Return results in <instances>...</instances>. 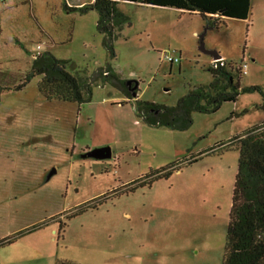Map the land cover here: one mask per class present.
Returning <instances> with one entry per match:
<instances>
[{
  "label": "rangeland",
  "instance_id": "374dc122",
  "mask_svg": "<svg viewBox=\"0 0 264 264\" xmlns=\"http://www.w3.org/2000/svg\"><path fill=\"white\" fill-rule=\"evenodd\" d=\"M90 2L0 0L7 81L22 80L37 45L68 59L71 73L104 66L97 11L66 7ZM117 6L129 23L110 61L138 87L132 99L105 85L83 104L48 100L38 76L0 93V264H222L239 156L226 143L264 122L262 95L242 91H264V0H251L247 19L218 27L176 7ZM208 51L241 67L236 101L194 112L186 130L144 123L135 98L170 106L209 83ZM102 147L110 157L88 154ZM171 166L166 176L146 177Z\"/></svg>",
  "mask_w": 264,
  "mask_h": 264
},
{
  "label": "trees",
  "instance_id": "16d2710c",
  "mask_svg": "<svg viewBox=\"0 0 264 264\" xmlns=\"http://www.w3.org/2000/svg\"><path fill=\"white\" fill-rule=\"evenodd\" d=\"M127 1L153 6H170L191 14H200L207 21V27H218L224 18L247 19L251 0H92L80 6L67 7L70 11L79 9L86 12L95 9L98 13L96 29L103 36V44L108 51V61L92 74L71 73L67 69L68 59L58 58L50 51L37 54L31 61L29 71L19 81L13 77L8 82L10 72L0 73V93L3 90H20L35 76L40 77L38 90L46 99L83 104L92 98L95 86L109 85L126 98L132 99L138 87L133 82L121 78L111 61L115 58L113 41L129 17L117 6ZM230 64V63H229ZM211 81L190 88L179 97L174 105H164L135 98L133 106L137 116L147 125L167 127L172 130H186L193 122L192 114L214 113L223 103L235 102L240 92L239 76L241 67H232L225 62H213L208 66ZM242 91L259 92L263 101L264 91L260 86H247ZM224 142L219 145H223ZM227 148L238 151L232 202L222 264H264V122L254 125L244 133L228 140ZM191 157L188 162H193ZM173 167L151 172L146 177L166 176ZM54 264H79L71 260H56Z\"/></svg>",
  "mask_w": 264,
  "mask_h": 264
},
{
  "label": "water",
  "instance_id": "95a60500",
  "mask_svg": "<svg viewBox=\"0 0 264 264\" xmlns=\"http://www.w3.org/2000/svg\"><path fill=\"white\" fill-rule=\"evenodd\" d=\"M208 52L215 59H218L221 57L216 51H208ZM88 154L95 156V157H98V158L110 157L111 156V149L109 147L97 148V149H94L93 151H90Z\"/></svg>",
  "mask_w": 264,
  "mask_h": 264
},
{
  "label": "built area",
  "instance_id": "2783aa9c",
  "mask_svg": "<svg viewBox=\"0 0 264 264\" xmlns=\"http://www.w3.org/2000/svg\"><path fill=\"white\" fill-rule=\"evenodd\" d=\"M40 49V46L39 45H37L36 46V50L34 51V53L32 54V57L34 58L35 56H36V54H39V50ZM164 59H166L167 61H169L170 63H173V62H177L178 61V59L177 58H173L172 56H170V55H165L164 56ZM223 58L222 57H220V58H218V59H213V61H212V63L213 62H217V61H221Z\"/></svg>",
  "mask_w": 264,
  "mask_h": 264
},
{
  "label": "crops",
  "instance_id": "0c3cea01",
  "mask_svg": "<svg viewBox=\"0 0 264 264\" xmlns=\"http://www.w3.org/2000/svg\"><path fill=\"white\" fill-rule=\"evenodd\" d=\"M80 5H82V3L75 4L74 6H80ZM213 59H214V58H213ZM213 59H212V61H213Z\"/></svg>",
  "mask_w": 264,
  "mask_h": 264
},
{
  "label": "flooded vegetation",
  "instance_id": "af4514ba",
  "mask_svg": "<svg viewBox=\"0 0 264 264\" xmlns=\"http://www.w3.org/2000/svg\"><path fill=\"white\" fill-rule=\"evenodd\" d=\"M86 154H87V153H86ZM83 155H85V153H84Z\"/></svg>",
  "mask_w": 264,
  "mask_h": 264
}]
</instances>
